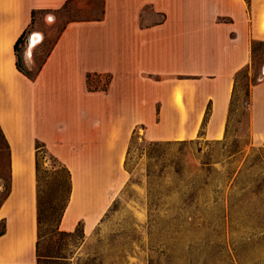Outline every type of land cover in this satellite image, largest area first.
I'll list each match as a JSON object with an SVG mask.
<instances>
[{
    "label": "crops",
    "instance_id": "1",
    "mask_svg": "<svg viewBox=\"0 0 264 264\" xmlns=\"http://www.w3.org/2000/svg\"><path fill=\"white\" fill-rule=\"evenodd\" d=\"M70 6L84 15L65 22L29 80L16 68L15 42L28 32L21 55L33 66L43 41L37 27ZM256 44L264 45V0H0V129L10 184L0 205V264L37 263L36 143L70 174L58 230L82 224L87 236L128 178V142L139 127L148 142L225 137L236 75L252 64ZM88 76L97 90L88 89ZM249 101L259 146L264 77Z\"/></svg>",
    "mask_w": 264,
    "mask_h": 264
},
{
    "label": "rangeland",
    "instance_id": "2",
    "mask_svg": "<svg viewBox=\"0 0 264 264\" xmlns=\"http://www.w3.org/2000/svg\"><path fill=\"white\" fill-rule=\"evenodd\" d=\"M74 11L70 6L50 25L37 27L43 41L33 51L34 65L27 67L32 73L65 22L84 15ZM263 66L264 45L256 44L252 64L237 77L220 141L148 142L139 127L128 142V178L87 236L56 230L71 180L64 166L41 150L39 254L59 258L36 264H264V144L252 141L248 114L249 93L264 77ZM103 80L102 86L107 77ZM181 99L176 92L175 102L181 105ZM7 184V150L0 141V205Z\"/></svg>",
    "mask_w": 264,
    "mask_h": 264
},
{
    "label": "trees",
    "instance_id": "3",
    "mask_svg": "<svg viewBox=\"0 0 264 264\" xmlns=\"http://www.w3.org/2000/svg\"><path fill=\"white\" fill-rule=\"evenodd\" d=\"M34 15H35V13L33 12L32 13V20H33ZM27 34H28V32L27 31H24L21 34V36L17 39V41L15 42V44H14V52H15V56H16V68L26 78H28L29 80H34L37 77L38 72H39V70H40L41 67H39L34 73H32L29 69H27V67H25V65L23 63L22 55H21L22 54V47L25 44V40L27 38ZM239 73L236 75L235 83H237V77H238ZM87 84H88V89L90 91H94V90H97L98 89V85H94L91 82V77L90 76L87 77ZM108 84H109V78L107 77L106 84L104 86H102L101 89L102 90H106ZM235 91H236V85L234 87V92H233L231 106H230V112H231L232 105H233V99H234ZM249 103H250V101L248 102V106H249ZM228 120H229V118H228ZM0 141L3 143V145L5 146V148L7 150V158H8V155H9V147H8V145L6 143V140H5V138H4L3 134H2L1 129H0ZM153 145H156V144H153ZM41 150H45L44 145H42L41 143H36L37 225H38V239H37V242H36V257H37V262H40L41 260L46 259V258H54V259L59 258L58 256H43V255H40L39 254V245H40V239H41V237H40V229H41V226L43 224V219H42V214H43L42 213V204H41V199H40V165H39V154H40V151ZM128 155H129V148L127 150L126 157ZM51 157L54 160H56L53 156H51ZM65 171L68 174L69 182H70V174H69V171L66 168H65ZM70 190H71V188H70ZM9 191H10V184H9V177H8L7 192H6L5 196H4L3 201L9 195ZM69 196H70V191H69ZM68 201H69V197H68L67 203L65 204V206L61 210V215H60V219L58 221V225H59V222H60L61 217L63 215V212H64V210H65V208H66V206L68 204ZM56 230H58V226H57ZM78 232H81L84 235L82 224H79L76 227V229L73 232H71V233H63V232H60V233H63L66 236L71 237L75 233H78ZM55 233H58V232L52 231L50 234L52 236H55ZM3 234H4V223L3 222L2 223L0 222V236H2Z\"/></svg>",
    "mask_w": 264,
    "mask_h": 264
},
{
    "label": "built area",
    "instance_id": "4",
    "mask_svg": "<svg viewBox=\"0 0 264 264\" xmlns=\"http://www.w3.org/2000/svg\"><path fill=\"white\" fill-rule=\"evenodd\" d=\"M37 34H32L31 36H35L36 37ZM41 39H40V36H38V41L39 42Z\"/></svg>",
    "mask_w": 264,
    "mask_h": 264
},
{
    "label": "bare ground",
    "instance_id": "5",
    "mask_svg": "<svg viewBox=\"0 0 264 264\" xmlns=\"http://www.w3.org/2000/svg\"><path fill=\"white\" fill-rule=\"evenodd\" d=\"M34 41H38V37H37V36L34 38ZM34 41H33V42H34ZM33 42H32V43H33Z\"/></svg>",
    "mask_w": 264,
    "mask_h": 264
},
{
    "label": "water",
    "instance_id": "6",
    "mask_svg": "<svg viewBox=\"0 0 264 264\" xmlns=\"http://www.w3.org/2000/svg\"><path fill=\"white\" fill-rule=\"evenodd\" d=\"M38 37V35H36Z\"/></svg>",
    "mask_w": 264,
    "mask_h": 264
}]
</instances>
